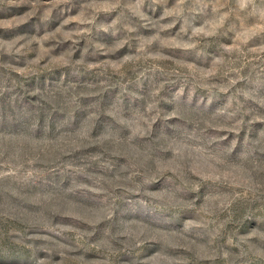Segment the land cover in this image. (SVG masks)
<instances>
[{"label": "rangeland", "instance_id": "obj_1", "mask_svg": "<svg viewBox=\"0 0 264 264\" xmlns=\"http://www.w3.org/2000/svg\"><path fill=\"white\" fill-rule=\"evenodd\" d=\"M0 264H264V0H0Z\"/></svg>", "mask_w": 264, "mask_h": 264}]
</instances>
